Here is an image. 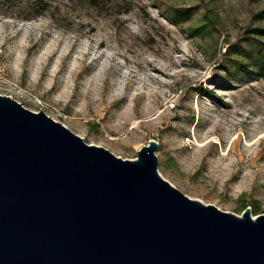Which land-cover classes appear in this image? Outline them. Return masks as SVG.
Listing matches in <instances>:
<instances>
[{
    "label": "rangeland",
    "instance_id": "374dc122",
    "mask_svg": "<svg viewBox=\"0 0 264 264\" xmlns=\"http://www.w3.org/2000/svg\"><path fill=\"white\" fill-rule=\"evenodd\" d=\"M264 0H0V95L204 205L264 210ZM256 208V212H254Z\"/></svg>",
    "mask_w": 264,
    "mask_h": 264
},
{
    "label": "water",
    "instance_id": "95a60500",
    "mask_svg": "<svg viewBox=\"0 0 264 264\" xmlns=\"http://www.w3.org/2000/svg\"><path fill=\"white\" fill-rule=\"evenodd\" d=\"M0 95V264H264V210L204 205Z\"/></svg>",
    "mask_w": 264,
    "mask_h": 264
},
{
    "label": "trees",
    "instance_id": "16d2710c",
    "mask_svg": "<svg viewBox=\"0 0 264 264\" xmlns=\"http://www.w3.org/2000/svg\"><path fill=\"white\" fill-rule=\"evenodd\" d=\"M255 33L259 36H264V30L255 31ZM254 212H256V208H254Z\"/></svg>",
    "mask_w": 264,
    "mask_h": 264
}]
</instances>
